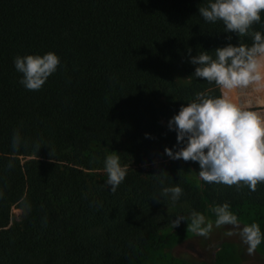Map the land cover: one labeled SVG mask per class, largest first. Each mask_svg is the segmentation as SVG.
<instances>
[{"label": "trees", "instance_id": "obj_1", "mask_svg": "<svg viewBox=\"0 0 264 264\" xmlns=\"http://www.w3.org/2000/svg\"><path fill=\"white\" fill-rule=\"evenodd\" d=\"M207 3L0 0V264H142L160 231L185 234L206 202L228 203L241 227L264 213V183L255 192L206 183L192 161L144 167L183 146L168 127L182 106L198 92L221 94L194 76L191 57L253 43L225 32L222 21L206 22L199 8ZM250 31L264 33V13ZM48 52L60 58L57 71L40 90L26 89L15 58ZM112 152L128 168L115 193L104 171ZM162 172L163 185L154 176ZM177 185L178 201L161 196ZM177 216L187 220L173 228ZM217 233L238 249L239 264H264L239 230Z\"/></svg>", "mask_w": 264, "mask_h": 264}, {"label": "clouds", "instance_id": "obj_2", "mask_svg": "<svg viewBox=\"0 0 264 264\" xmlns=\"http://www.w3.org/2000/svg\"><path fill=\"white\" fill-rule=\"evenodd\" d=\"M200 16L206 22L222 21L225 32H235L239 37L251 36V46L240 43L217 48L215 58L207 51L191 57V63L198 65L194 76L214 84L219 96L206 92L196 93L195 99L182 106L168 127L177 133L178 151L166 148L165 153L173 160L198 162L199 178L206 183L247 187L255 192L258 184L264 183V113L251 110L233 102L231 94L252 89L264 91V33L250 31L253 25L261 23L264 0H208L207 6L199 8ZM231 39V37H229ZM191 55V49H189ZM59 56L54 52L44 55L17 56L14 65L23 74L20 83L28 90L38 91L48 78L57 71ZM19 141L14 138L13 147ZM107 173L106 184L115 193L127 176V166H122L115 152L104 161ZM154 175L164 184V174ZM183 194L180 186L162 187L161 196L176 202ZM215 226L231 225L239 230V236L247 245V253L253 255L264 242V232L258 223H241L237 215L224 203L215 206ZM187 220L177 216L172 227H178ZM202 213L193 211L188 231L207 237L212 230V222H207ZM234 231L225 233L227 236Z\"/></svg>", "mask_w": 264, "mask_h": 264}, {"label": "rangeland", "instance_id": "obj_3", "mask_svg": "<svg viewBox=\"0 0 264 264\" xmlns=\"http://www.w3.org/2000/svg\"><path fill=\"white\" fill-rule=\"evenodd\" d=\"M231 98L233 102L250 106L251 110L264 113V91L259 93L252 89L237 91L231 94ZM172 149L174 152L179 150L178 148ZM170 159L167 156L164 159L146 164L144 167H156L167 163ZM190 178L193 183H196L197 177L191 176ZM213 208V206L206 202L201 212L206 217V224L209 221L213 224L212 230L207 237L188 231V228L183 235L177 233L174 229L160 231L156 235V239H158L156 241H159L158 246L148 248L146 258L142 264H239L238 249L235 245L223 241L217 233L218 228L215 226L217 217L212 211ZM172 210L168 209L165 213H170ZM11 212L13 220H19L21 214L20 205H14ZM243 221L246 224L258 223L261 231L264 232V213L245 217ZM258 248L261 252H264V242ZM174 257L188 261L183 262Z\"/></svg>", "mask_w": 264, "mask_h": 264}]
</instances>
